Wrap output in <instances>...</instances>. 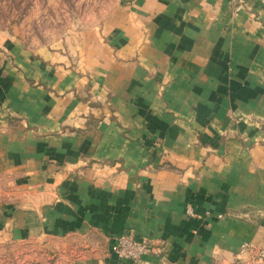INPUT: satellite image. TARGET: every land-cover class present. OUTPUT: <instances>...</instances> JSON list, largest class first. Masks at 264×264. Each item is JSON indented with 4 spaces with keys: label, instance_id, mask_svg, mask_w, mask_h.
I'll return each instance as SVG.
<instances>
[{
    "label": "crops",
    "instance_id": "crops-1",
    "mask_svg": "<svg viewBox=\"0 0 264 264\" xmlns=\"http://www.w3.org/2000/svg\"><path fill=\"white\" fill-rule=\"evenodd\" d=\"M242 1L130 0L88 72L58 84L34 79L35 54L2 60L15 122L0 112V236L83 238L84 264H232L243 243L264 248V130L241 120H264V0ZM127 232L156 253L117 260Z\"/></svg>",
    "mask_w": 264,
    "mask_h": 264
},
{
    "label": "rangeland",
    "instance_id": "rangeland-1",
    "mask_svg": "<svg viewBox=\"0 0 264 264\" xmlns=\"http://www.w3.org/2000/svg\"><path fill=\"white\" fill-rule=\"evenodd\" d=\"M128 1L130 0H0V65L3 60L4 68L14 67L11 63L16 52L22 54L23 59L28 53L35 54V58L39 59L37 61L45 66L35 67L34 79H43L44 74L45 78L54 79L56 84L65 80L67 74L74 75L76 70L87 71L88 65L84 64L90 62V50H104L102 44H105L108 15L112 14L114 8ZM240 3L239 10L244 5L242 0ZM232 4L236 14L239 11H236L238 3ZM61 67L74 71L64 73ZM6 73L3 71L2 75ZM40 79L38 85H41ZM104 107L107 110V105ZM9 108L4 100L3 103L0 101V112H8L9 123H14ZM247 116L241 119L244 124H258L264 130V120H253ZM4 186L7 184L0 182L1 190ZM1 190L0 205L10 200ZM127 234L136 238L131 232ZM84 242L83 238L77 237H39L17 242L0 236V264H84L78 251ZM150 245L153 246L151 243ZM111 253L119 260L112 249Z\"/></svg>",
    "mask_w": 264,
    "mask_h": 264
},
{
    "label": "built area",
    "instance_id": "built-area-1",
    "mask_svg": "<svg viewBox=\"0 0 264 264\" xmlns=\"http://www.w3.org/2000/svg\"><path fill=\"white\" fill-rule=\"evenodd\" d=\"M232 3H238L236 11L241 7V0H230ZM188 214L195 215L191 210ZM112 250L121 261L137 262L143 256L154 254L155 248L149 242L143 239H137L127 233H121L113 236ZM232 264H264V248L258 247L250 242L243 243Z\"/></svg>",
    "mask_w": 264,
    "mask_h": 264
}]
</instances>
